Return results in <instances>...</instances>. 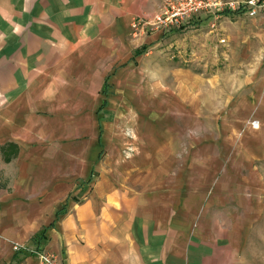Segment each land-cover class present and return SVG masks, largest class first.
Returning a JSON list of instances; mask_svg holds the SVG:
<instances>
[{"label": "crops", "instance_id": "obj_1", "mask_svg": "<svg viewBox=\"0 0 264 264\" xmlns=\"http://www.w3.org/2000/svg\"><path fill=\"white\" fill-rule=\"evenodd\" d=\"M163 1L0 0V149L7 144L19 148L10 162L0 152L5 165L56 158L54 146L92 133L91 115L79 130L70 128L71 113L84 107L79 95L89 92L83 81L89 72L79 64L92 49L128 46L132 21L151 17ZM104 79L101 86L108 83ZM185 152L182 161L157 157L154 163H140L134 179L111 164L94 168L88 151L81 154L73 179L54 180L50 195L32 202L33 221H43L16 223L10 203L20 190L0 188L12 197L0 224L35 226L31 240L39 228L53 223L41 251L56 254L61 264H245L244 224L251 220V207L242 213L226 175L193 174L197 162ZM201 154L198 163L205 165V150ZM45 173L60 174L56 169ZM64 206L66 213L55 221ZM25 235L9 237L18 242ZM35 255L22 256L20 264H41Z\"/></svg>", "mask_w": 264, "mask_h": 264}, {"label": "rangeland", "instance_id": "obj_2", "mask_svg": "<svg viewBox=\"0 0 264 264\" xmlns=\"http://www.w3.org/2000/svg\"><path fill=\"white\" fill-rule=\"evenodd\" d=\"M238 16L221 15L214 28L210 18L199 16L197 24L187 23L166 34L130 33L128 46L122 42L87 51L79 66L89 72L83 80L89 92L79 95L84 107L71 113L70 128L79 130L91 115L92 133L73 135L69 144L54 146L58 159L50 155L46 161L5 165L0 156V187L20 190L10 203L16 223L43 221H33L32 202L45 200L54 180L61 184L62 179H73L80 156L88 151L93 153L94 168L111 164L134 179L140 163H154L157 157L182 161L189 151L198 164L192 167L193 174L226 175L242 213L251 207V220L244 224L243 257L245 264H264V20ZM157 34L163 36L152 37ZM102 78L106 85L101 86ZM203 150L205 165L198 163ZM54 169L58 177L46 175ZM7 194L0 191L1 214L12 199ZM35 228L0 224V264H20L21 255L10 258L18 248L36 249L30 241ZM13 232L26 235L11 241Z\"/></svg>", "mask_w": 264, "mask_h": 264}, {"label": "built area", "instance_id": "obj_3", "mask_svg": "<svg viewBox=\"0 0 264 264\" xmlns=\"http://www.w3.org/2000/svg\"><path fill=\"white\" fill-rule=\"evenodd\" d=\"M243 15L247 18L264 16V0H164L151 17L136 18L130 26L134 36L145 32H159L180 29L194 18L207 16L212 19L211 27L221 15ZM238 16V17H239ZM223 39L220 43H224ZM41 264H61L54 253L39 251L37 253Z\"/></svg>", "mask_w": 264, "mask_h": 264}, {"label": "trees", "instance_id": "obj_4", "mask_svg": "<svg viewBox=\"0 0 264 264\" xmlns=\"http://www.w3.org/2000/svg\"><path fill=\"white\" fill-rule=\"evenodd\" d=\"M226 15H229V13L227 12ZM140 54V52H139ZM104 107V104L98 109V112ZM102 132V127L100 126V133ZM1 152V156H2V160H4V162H10L12 161L19 152V148L15 145V144H7L5 145V147H2L0 149ZM88 182H90V180H88ZM3 188V187H0ZM66 213V206L60 208L59 210H57V212L55 213V221L59 219L60 216L64 215ZM53 223L49 226V227H44L40 232H37V234H35L32 238H31V243L33 244L34 248H36L35 250H30V249H17V251L15 252L13 258L17 257L18 255L21 256H31L33 254H37L39 251L42 250L41 246V242L43 240H45V231L47 229H49L50 227H52Z\"/></svg>", "mask_w": 264, "mask_h": 264}]
</instances>
